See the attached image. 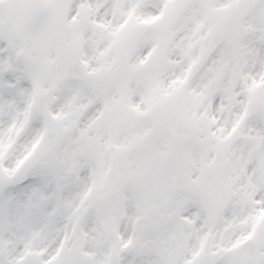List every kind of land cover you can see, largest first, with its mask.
<instances>
[{
  "label": "snow or ice",
  "instance_id": "1",
  "mask_svg": "<svg viewBox=\"0 0 264 264\" xmlns=\"http://www.w3.org/2000/svg\"><path fill=\"white\" fill-rule=\"evenodd\" d=\"M0 264H264V0H0Z\"/></svg>",
  "mask_w": 264,
  "mask_h": 264
}]
</instances>
